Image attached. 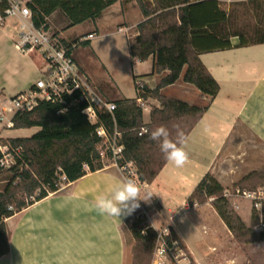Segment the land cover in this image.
<instances>
[{"label":"trees","instance_id":"obj_1","mask_svg":"<svg viewBox=\"0 0 264 264\" xmlns=\"http://www.w3.org/2000/svg\"><path fill=\"white\" fill-rule=\"evenodd\" d=\"M11 0H0V13L4 14ZM119 0H28L35 27L49 30L48 18L55 12L65 17L64 29L87 20L101 17L103 10ZM143 15L137 25V35L129 47L131 60L144 62L152 57L153 73L160 75L155 88L143 82L137 85L134 99L122 98L114 102L117 107L114 116L121 132V143L125 146L122 162H133L139 180L152 183L167 161L157 142L149 139V132L163 125L175 139L176 128L185 133L192 131L207 106L190 105L180 99L166 97L163 90L175 84L181 77L185 83L195 86L203 96L214 98L220 90L200 58L203 53L264 44V0L238 2L242 9L228 12L221 8L219 0H136ZM240 16L255 19L254 23L236 26ZM59 32L53 34L57 36ZM77 42V41H75ZM74 43V42H73ZM73 43L60 39L57 47L69 53ZM88 45L89 41L81 42ZM156 98L160 107L150 113V122L143 120V108L138 99ZM60 103L43 102L30 112L14 116V128H39L26 136L9 137L6 143L14 161L6 169L0 162V177L7 172L6 186L0 189V258L10 251V232L6 220L34 202L56 193L89 171L104 168L94 139L88 146L81 143L66 115L60 114ZM109 130L114 122L109 114L102 116ZM142 128L148 132H140ZM20 150V151H17ZM0 152V159L2 158ZM88 167V169L86 168ZM258 178L264 180V170L251 172L241 182ZM264 183V182H263ZM224 186L207 173L189 196L190 207L213 199L218 215L239 243L264 242V230L255 231L259 222L258 213L253 209L251 226H247L230 205L224 195ZM154 204L159 207L157 200ZM148 209V208H147ZM150 209V208H149ZM145 218L127 220L136 245L148 254V260L155 251L158 232L150 225H144ZM172 240H178L186 252L184 243L171 229ZM141 256H139V260ZM143 264L139 261V263ZM189 264H195L190 259Z\"/></svg>","mask_w":264,"mask_h":264},{"label":"crops","instance_id":"obj_2","mask_svg":"<svg viewBox=\"0 0 264 264\" xmlns=\"http://www.w3.org/2000/svg\"><path fill=\"white\" fill-rule=\"evenodd\" d=\"M126 7H129V9H126ZM58 13V11L53 13L48 18V22L50 23V18ZM62 17L65 25H67L65 17ZM14 19L17 24L20 23L18 18ZM127 20H129V23ZM142 20L143 15L136 0H119L103 10L100 18L95 21L87 20L83 22L89 23L88 31H86V36L80 37L77 42L69 41L60 34L55 38L57 40L64 39L69 43L74 42L70 53L79 65L80 70L89 77L99 91L102 89L99 88L101 85L95 82L80 64L78 57L74 54V49L83 41L92 42L101 35L102 28L113 25L119 26L121 30H128L129 28L130 47L137 35V25ZM64 28L65 26L62 31L66 30ZM56 32H59V30L54 33ZM245 51H253L260 57L251 61L244 60L241 56ZM230 52L239 53L237 59L236 56H226ZM23 53L24 56H32L35 59V62L33 61L34 65L41 71L44 66L41 55L36 51ZM200 58L218 81L220 85L219 93L214 98L207 96L203 98L209 102L206 105L207 110L186 137L185 151L189 156L188 163L183 168H176L167 162L156 179L150 184L146 183L143 189L151 191L153 193L151 199L157 200L159 203V207L157 206L158 211L150 219L153 228L162 230L170 227L187 245L189 253L196 264H213L209 254H211L214 244L210 246L209 254L197 253L190 244L188 237L175 222L172 221L166 225L167 217L164 213L172 214L175 209H183L185 212L196 209L198 205L190 207L188 198L207 173H211L222 184L219 175L215 171V161L223 147L231 142L239 125L244 126L255 137L264 142V44L203 53ZM146 63L150 64H147L148 70L143 75L156 77V84L158 85L160 75L153 73L152 57L144 62L132 61L134 66ZM108 80V83H114L113 79L109 78ZM249 80H253L254 84L249 83L247 85L246 83L245 87L244 85L241 87L239 81L246 82ZM181 81H183L182 77L169 87L183 83V89L189 90L195 95H201L199 90L193 88V85ZM225 83H227L226 88ZM33 84L28 83L18 93L29 89ZM2 94L5 96L3 91L0 92V96ZM180 100L183 101V99ZM184 101L190 105H195L190 99ZM157 107H160V105ZM148 114L150 119V111H148ZM74 119L77 124L70 125L76 134H81L86 127L89 129L88 124L81 117L75 115ZM145 121V123H148L149 120ZM215 125L219 126L218 128L224 130V132L215 141L218 147L208 167L201 175H198L192 171L198 160L197 145L209 142L207 140V134L209 133L207 129H214ZM32 129L36 131L39 128L34 127ZM26 130L28 129H17L15 130L17 132L15 136L1 135V137L26 136L23 133ZM123 177L125 175L114 166L104 167L93 172L87 170L86 175L64 186L61 191L49 194L8 218L6 222L10 232V251L0 258V264H125L127 259V220L133 214L122 216L119 219L108 218L99 214L94 207L95 198L101 194H108ZM171 192L178 195L168 194ZM236 209L239 213L240 208ZM155 219L158 220L159 227L155 225L153 221ZM169 219H172V216ZM258 244L264 245V242ZM261 257L262 260L255 264H264V254ZM216 264L225 263H219L216 260Z\"/></svg>","mask_w":264,"mask_h":264},{"label":"rangeland","instance_id":"obj_3","mask_svg":"<svg viewBox=\"0 0 264 264\" xmlns=\"http://www.w3.org/2000/svg\"><path fill=\"white\" fill-rule=\"evenodd\" d=\"M241 6L242 5L238 2L221 3V8L228 12L235 8L242 9ZM126 9H129V7H126ZM127 21L129 23V20ZM254 22L255 19L252 18V16H240L235 25L240 27L244 24ZM49 24V32L51 34L59 30L60 36L69 41H78L80 37L86 36V31H88L87 29L89 26V23H82L62 31V28L66 25L60 13L51 17ZM19 32V24L15 22L14 18L0 25V92L3 91L6 98L14 96L28 83L33 84L41 77V71L38 70L33 63L35 59L32 56H24V53L18 46L20 40ZM129 37V28L128 30H121L119 26L113 25L111 27L102 28L101 35L96 37L88 45L79 43L74 49V54L78 57L80 64L87 70L91 78L101 85V87H99L102 88L99 90L101 94L112 101L122 98H136V84L139 81L145 82L150 88L157 85L156 77L143 75V73L148 70V65L150 63L137 66L132 64L129 52ZM245 52L242 56L240 55L244 60L248 59L251 61L260 57L253 51ZM238 54L237 52H230L226 56H236L237 59ZM109 78L113 79L114 83H108ZM228 83L230 84V82ZM239 83L241 87L243 85L245 87L246 83L247 85L249 83L253 85L254 81H239ZM182 84L183 83H178L174 87L165 88L163 94L166 97L183 99V101L190 99L195 105L199 106L209 104L206 99H203L204 96L202 94L195 95L193 92L183 89ZM226 86L227 83H225V88ZM193 88H195V90L197 89L194 86ZM234 95L236 96V94ZM1 96H3V94ZM158 105H160V102L156 98H149L146 100L144 107H142L144 122H146L145 120H149L148 122H150L148 110L151 113V110ZM145 108H148V110ZM75 115L78 116L77 114H72L69 115L68 118L66 117L72 126L77 124L74 119ZM88 123L86 122V124ZM218 127L219 126L215 125L213 127L214 129H207V132H209L207 134L208 143H199L197 145L198 160L196 166L192 168V171L196 172L198 175H201V173L205 171L216 153L218 145L215 144V141H217L218 137L224 132V130ZM34 132V129L29 128L23 133L30 135ZM0 134L15 136L17 132L15 129H3L2 125H0ZM77 136L85 146H88L90 142H92L90 127L89 129L86 127L85 131L81 134L78 133ZM8 138L9 137H0V145L4 151L10 149L9 144L6 143ZM13 154L14 153H12L11 157H7L9 163L5 165V169L14 161ZM108 163L109 162H106V164ZM261 170H264V142L255 137L244 126L239 125L233 134L231 142L223 147L219 157L216 159L215 171L219 175L225 188L224 193L227 192V194H231L227 197L231 207L237 214L240 213V217L247 226L253 224L252 203L242 196V193L240 195L234 193L237 189L243 192L254 191L264 187V180L258 178L241 182V180L251 172ZM6 175L7 172L0 177V189H3L7 184V181L4 179ZM138 185L144 190L141 184ZM168 194L173 196L178 195L175 192ZM212 201L213 199H208L205 203L198 204L196 209H192L189 212H185L183 209H175L172 214L164 213L167 217L166 225L170 224L172 221L175 222L176 225L182 229L183 233L188 237L190 244L199 254H209L210 246L214 244L211 249L212 252L209 254L213 264H216V260H218L219 263L225 264H255L260 262L262 260L261 255L264 254V245H259L258 243L260 242L239 243L218 215ZM236 208H240L239 213ZM156 211H158V208L154 204L153 199L147 202L142 200L140 201V207L133 213L131 218L136 219L138 216H143L145 218L144 225L153 227L150 219ZM170 216H172V219H169ZM153 221L156 226H160L157 219ZM258 223L254 226V230ZM126 234L127 259L125 264H135L137 262L139 263V261L143 264H152L155 251L151 255V259L147 261L149 255L141 251L136 245V240L129 227L126 229ZM184 246L189 260L192 259L194 261L185 243ZM139 256H141V260H139ZM165 264L178 263L175 260L167 259ZM181 264H187V262L182 261Z\"/></svg>","mask_w":264,"mask_h":264},{"label":"built area","instance_id":"obj_4","mask_svg":"<svg viewBox=\"0 0 264 264\" xmlns=\"http://www.w3.org/2000/svg\"><path fill=\"white\" fill-rule=\"evenodd\" d=\"M28 0H11L9 7L4 14L0 13V25H3L10 18L19 20L18 46L22 52L36 51L44 62L41 69V77L27 90L6 98L0 96V125L3 129L14 128V116L17 113L30 112L43 102L60 103L63 108L60 114L67 116L77 114L88 123L92 133V139L97 143L100 160L104 167H117L125 176L132 178L137 184L145 186L139 180L137 168L133 162L123 163L125 146L121 143V132L117 128L114 111L116 103L104 97L91 82L89 77L80 70L73 55L65 48L57 47V40L53 34L44 27L37 28L32 21V12L27 5ZM249 0H219L223 2H244ZM138 86L143 89V82L139 81ZM146 100L138 99V104L144 107ZM148 110V108H145ZM149 111V110H148ZM109 114L114 122L113 130H109L102 116ZM146 128H142L145 132ZM1 137V134H0ZM4 151L0 145L2 158L1 165L8 162L7 157L11 153ZM20 151V150H17ZM106 162H109L106 164ZM88 168V167H86ZM242 193V194H241ZM234 194L242 195L252 203L253 209L258 213L259 223L256 231L264 230V187L254 191H243L239 189ZM226 197L231 194L224 193ZM158 238L152 264H165L167 259L175 260L178 264L190 260L178 240H172L171 228L156 230Z\"/></svg>","mask_w":264,"mask_h":264},{"label":"clouds","instance_id":"obj_5","mask_svg":"<svg viewBox=\"0 0 264 264\" xmlns=\"http://www.w3.org/2000/svg\"><path fill=\"white\" fill-rule=\"evenodd\" d=\"M144 131L148 132V129ZM149 139L158 143L165 160L174 167L183 168L188 163L189 156L185 151L186 137L179 127L176 128L175 139L171 138L170 130L163 125L151 130ZM152 196L151 191L142 190L134 179L125 176L108 194L98 195L94 207L103 216L119 219L132 215L140 207V201L147 202Z\"/></svg>","mask_w":264,"mask_h":264}]
</instances>
